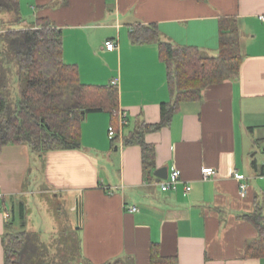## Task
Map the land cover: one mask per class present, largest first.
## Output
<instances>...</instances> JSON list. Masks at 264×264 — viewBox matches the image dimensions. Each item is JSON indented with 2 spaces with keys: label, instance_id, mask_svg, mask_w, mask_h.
Listing matches in <instances>:
<instances>
[{
  "label": "crops",
  "instance_id": "0c3cea01",
  "mask_svg": "<svg viewBox=\"0 0 264 264\" xmlns=\"http://www.w3.org/2000/svg\"><path fill=\"white\" fill-rule=\"evenodd\" d=\"M22 1L33 17L20 27L48 17L62 30L64 62L77 67L84 84L115 80L116 111L127 115L122 124L118 113H87L78 148L42 157L25 143L1 149L0 264L4 236L21 229L10 220L11 204L30 193L62 198L68 216L56 220L54 232L75 228L83 256L95 264L118 258L152 264L153 243L162 256H176L177 264H264V256L245 253L258 235L245 214L259 206L264 216V22L258 18L264 0H19L21 18L28 7ZM223 18L235 19L239 28V73L205 87L199 100L181 102L167 125L145 134L155 150L145 177L140 146H125L123 138L141 122H158L170 94L157 43H133L129 33L137 24H155L163 41L213 56ZM106 40L116 47L107 50ZM110 125L115 140L108 137ZM205 166L216 173L203 180ZM160 167L167 174L180 170L175 189L160 190L153 174ZM233 172L244 175V193ZM130 205L137 210L129 211Z\"/></svg>",
  "mask_w": 264,
  "mask_h": 264
},
{
  "label": "trees",
  "instance_id": "16d2710c",
  "mask_svg": "<svg viewBox=\"0 0 264 264\" xmlns=\"http://www.w3.org/2000/svg\"><path fill=\"white\" fill-rule=\"evenodd\" d=\"M2 13L10 14L12 19L0 18V152L5 145L22 143L41 157L50 150L78 148L85 115L116 110V86L80 81L77 67L63 60L62 30L48 17H37L27 27H14L22 21L19 0H0ZM129 36L133 43H157L170 94V101L161 103L158 122H141L123 138L125 146H140L147 177L154 167L155 150L145 141V134L167 125L181 102L199 100L205 87L237 76L243 55L233 18L220 20L218 52L213 56L204 55L195 46H174L163 41L155 24H137ZM9 214L21 229L4 236L3 264H95L83 256L75 228L63 226L44 242L39 232L24 228L22 201L11 204ZM245 217L258 231L245 253L264 256V216L260 207ZM150 261L177 264L176 256L160 254L157 243L150 247ZM100 264L129 263L118 258Z\"/></svg>",
  "mask_w": 264,
  "mask_h": 264
},
{
  "label": "rangeland",
  "instance_id": "374dc122",
  "mask_svg": "<svg viewBox=\"0 0 264 264\" xmlns=\"http://www.w3.org/2000/svg\"><path fill=\"white\" fill-rule=\"evenodd\" d=\"M24 3L25 2L22 1L23 6H25ZM26 6L28 5L26 4ZM25 9L22 18L26 22L17 23L14 27L27 25L31 22V18L33 17L31 8L28 6ZM258 154H262V151H259ZM36 196L39 198H35ZM36 196L30 193V198L22 197V201L26 203L27 207L25 208L27 216L24 217V224L26 225L25 227L37 230L40 233L42 241L49 242L57 225L56 220L58 218L63 219L65 216H68V213L65 212L66 209L63 208L64 201L62 198H50L49 195L42 196L41 194H37ZM58 213L59 215H57ZM73 219L76 223V227H78L81 222L79 221V217H76L74 214ZM17 229L20 228H14L12 232L17 231Z\"/></svg>",
  "mask_w": 264,
  "mask_h": 264
},
{
  "label": "built area",
  "instance_id": "2783aa9c",
  "mask_svg": "<svg viewBox=\"0 0 264 264\" xmlns=\"http://www.w3.org/2000/svg\"><path fill=\"white\" fill-rule=\"evenodd\" d=\"M259 20L264 22V14H260L258 16ZM104 46L107 50H112L116 47V44L113 40H106L104 42ZM111 84L116 85L115 80L111 81ZM112 113H118L121 116V122L122 124L126 123V112L124 110H113ZM108 137L110 139L115 137V129L112 125L108 127ZM216 171L213 167L205 166L201 169V177L203 180H206L213 175H215ZM263 173H264V165H263ZM181 172L177 168H172L170 173L167 174V177L165 179H161L159 181V187L161 191H167V190H173L176 188L177 183L180 181ZM233 177L240 182V192L244 193L246 191L247 185L244 182H241L245 177L243 174H240L238 172H233ZM190 190V186H186V191ZM1 197V195H0ZM127 209L131 212H134L137 210V207L134 205H130L127 207Z\"/></svg>",
  "mask_w": 264,
  "mask_h": 264
},
{
  "label": "water",
  "instance_id": "95a60500",
  "mask_svg": "<svg viewBox=\"0 0 264 264\" xmlns=\"http://www.w3.org/2000/svg\"><path fill=\"white\" fill-rule=\"evenodd\" d=\"M153 174L157 176L160 179H165L167 177V168L166 167H160L157 168Z\"/></svg>",
  "mask_w": 264,
  "mask_h": 264
}]
</instances>
